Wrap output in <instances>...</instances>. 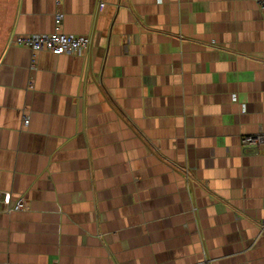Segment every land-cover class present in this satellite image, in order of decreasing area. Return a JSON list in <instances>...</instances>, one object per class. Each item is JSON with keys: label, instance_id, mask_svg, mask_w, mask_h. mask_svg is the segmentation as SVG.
Returning a JSON list of instances; mask_svg holds the SVG:
<instances>
[{"label": "crops", "instance_id": "obj_1", "mask_svg": "<svg viewBox=\"0 0 264 264\" xmlns=\"http://www.w3.org/2000/svg\"><path fill=\"white\" fill-rule=\"evenodd\" d=\"M56 11L89 50L9 44ZM0 32V264H264L256 0H0Z\"/></svg>", "mask_w": 264, "mask_h": 264}, {"label": "built area", "instance_id": "obj_2", "mask_svg": "<svg viewBox=\"0 0 264 264\" xmlns=\"http://www.w3.org/2000/svg\"><path fill=\"white\" fill-rule=\"evenodd\" d=\"M59 0H56V4ZM256 3L264 11V0H256ZM103 6V4H100ZM62 13H54V29L49 33L13 34L9 39L10 45H17L31 49V51H49L54 55L76 53L80 50H89L92 39L85 35L67 34L61 30ZM30 83V82H29ZM29 122L28 115L23 116V123ZM243 150H247L253 143V148L264 145V133L259 132L254 137L241 139ZM252 148V147H251ZM28 202L23 197H12L10 193H0V213L25 211ZM264 227V222H263ZM208 262V261H207Z\"/></svg>", "mask_w": 264, "mask_h": 264}, {"label": "rangeland", "instance_id": "obj_3", "mask_svg": "<svg viewBox=\"0 0 264 264\" xmlns=\"http://www.w3.org/2000/svg\"><path fill=\"white\" fill-rule=\"evenodd\" d=\"M0 35H2V33L0 32Z\"/></svg>", "mask_w": 264, "mask_h": 264}]
</instances>
